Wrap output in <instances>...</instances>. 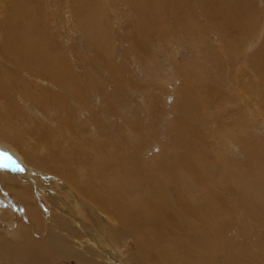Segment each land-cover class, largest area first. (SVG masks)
Returning a JSON list of instances; mask_svg holds the SVG:
<instances>
[{
	"label": "rangeland",
	"instance_id": "374dc122",
	"mask_svg": "<svg viewBox=\"0 0 264 264\" xmlns=\"http://www.w3.org/2000/svg\"><path fill=\"white\" fill-rule=\"evenodd\" d=\"M12 35L37 43L33 56L55 71L15 61ZM4 79L0 264H83L37 260L45 237L66 231L98 264H264V0H0ZM184 91L191 130L175 145ZM171 152L194 156L182 178L154 170ZM192 166L205 172L192 177ZM163 184L189 213L169 206L146 253L110 214L136 207L151 224L144 212Z\"/></svg>",
	"mask_w": 264,
	"mask_h": 264
},
{
	"label": "bare ground",
	"instance_id": "6f19581e",
	"mask_svg": "<svg viewBox=\"0 0 264 264\" xmlns=\"http://www.w3.org/2000/svg\"><path fill=\"white\" fill-rule=\"evenodd\" d=\"M18 1V0H17ZM21 3V2H20ZM19 4V3H18ZM22 13V12H21ZM27 13H24L23 16H24V20H25V23L26 21L28 22H31V19L30 18H27L26 17ZM26 17V18H25ZM29 25V23H27ZM30 27V26H29ZM31 29V27H30ZM8 40V44H13L14 45V48H16V51H19L20 54H17L16 58H15V61L17 62H20V63H23V62H27V61H30L32 62L33 59H36L38 61L37 65L39 66H42V65H45L47 66V68L49 69L48 71L50 73H53L55 71V67L53 64H50V63H47V62H43V60L41 59V56H40V53H37L35 56H33L35 54V52L39 51L38 49H40L37 45V43H35L34 41H32V39L28 38L27 36H24V35H20V36H15V35H12L10 36V38H6ZM31 40V41H30ZM10 47V46H9ZM40 52V51H39ZM12 56V55H11ZM48 57V56H46ZM43 58V57H42ZM49 58V57H48ZM13 59V58H12ZM35 63V61L33 62ZM42 63V64H41ZM44 63V64H43ZM19 65H22V64H19ZM25 65V63H24ZM14 74V73H13ZM33 75V74H32ZM53 76V74H51ZM56 81V79H55ZM4 82H7V83H1L0 81V97H3V98H7V92L10 90V87L12 85V81H7L4 79ZM15 82V81H14ZM16 83V82H15ZM216 82H215V86H216ZM212 85V86H214ZM218 85V84H217ZM13 88V87H12ZM11 88V89H12ZM210 87H208L209 89ZM215 91V90H213ZM219 91V90H218ZM189 92V91H188ZM26 94V93H25ZM182 94V93H181ZM189 93H187L186 91H184V94H183V97H182V102H181V106L179 107L180 108V114L182 113H185L184 110L188 108L189 104L192 103V100H191V97L188 95ZM208 95V94H207ZM213 95V94H212ZM207 97V96H206ZM44 98V95H38L36 96V101H41L43 100ZM208 100V99H207ZM205 100V101H207ZM196 102V101H194ZM195 106V105H194ZM199 106V105H198ZM200 107V106H199ZM15 111V110H14ZM190 111V110H189ZM193 111V110H192ZM196 110L193 111V114H195ZM191 113V112H190ZM179 114V115H180ZM186 115V114H185ZM192 115V114H190ZM193 116V115H192ZM191 116V117H192ZM3 117L2 116V113L0 112V118ZM182 118V119H181ZM186 118V120H184ZM194 119V118H193ZM4 120V119H3ZM177 120V123L175 125V129H176V137H175V145L179 144V140L181 138H183V132L184 131H187V130H191V123L189 122L190 121V116H184L183 114L180 116V117H177L176 118ZM179 123V124H178ZM174 127V126H172ZM174 129V128H173ZM12 132V131H11ZM189 134V132H188ZM6 135V133H5ZM8 135V134H7ZM14 135V134H13ZM191 135V134H190ZM10 136V134H9ZM193 136V135H191ZM0 137L3 139L6 140V137L3 136V132L0 130ZM12 136L9 137L10 140H12ZM8 139V138H7ZM8 139V140H9ZM15 139H19L17 137H15ZM193 141H194V138L192 137ZM1 140V141H2ZM191 140V138H190ZM4 142V141H3ZM13 142V141H12ZM1 144V143H0ZM15 144L17 145V147H22L21 146V143L19 142H15ZM27 144V143H26ZM187 144V143H186ZM185 144V145H186ZM192 146L194 147L193 143H191ZM10 147V146H9ZM34 151V150H33ZM195 151V150H194ZM27 152V151H26ZM34 153V152H33ZM194 153V152H192ZM169 154V153H168ZM172 155L175 160H171V161H168V159H165L164 157L162 158L163 160L165 161H168V162H162V160H160L159 162L157 161L156 165H155V169L154 170H158L160 171V173H162L165 177H170V178H173V179H179V178H182L181 175H182V169H183V164H185L184 162H186L188 159H191L193 158L194 156L192 154H186L185 152H171L169 154V156ZM195 155V153H194ZM197 157V156H196ZM28 159L30 161L33 162V160H36L35 156L33 155H30L28 156ZM193 162V161H192ZM190 163V162H189ZM188 163V164H189ZM199 163H200V160L196 163L197 166L199 167ZM155 164V163H154ZM193 164H195L193 162ZM186 166V165H185ZM197 166H192L190 168H195L193 170H190L189 172L193 174L192 177H195L199 176V174L201 173H204L205 171H201L197 168ZM187 168V166H186ZM174 170V171H173ZM65 170H63L62 172H64ZM31 172V171H30ZM27 175L28 177L31 176V174ZM33 172V170H32ZM174 172H175V175H174ZM64 174V173H63ZM191 174V175H192ZM2 175V174H0ZM93 175V174H92ZM44 176V175H43ZM91 176V175H89ZM202 176V174H201ZM93 177V176H91ZM55 178V177H54ZM90 178V177H88ZM160 178H162L160 176ZM0 179L2 180V178L0 177ZM25 179V178H24ZM56 179V178H55ZM194 179V178H193ZM202 179V178H201ZM210 179V178H209ZM5 180V179H4ZM10 180V179H9ZM190 180V179H189ZM197 180V179H196ZM6 181V180H5ZM40 181V180H39ZM171 181V180H170ZM173 181H176V180H173ZM188 181V180H186ZM193 181V180H192ZM3 182V180L1 181ZM9 182V181H8ZM11 182V181H10ZM165 182V181H163ZM185 182V181H184ZM189 182V181H188ZM195 182V181H194ZM193 182V183H194ZM196 183V182H195ZM198 183V182H197ZM2 184V183H1ZM4 184V183H3ZM2 184V186H3ZM10 184V183H9ZM179 184V183H178ZM7 185V184H6ZM91 185V184H90ZM12 186V185H11ZM19 186V185H18ZM87 186V185H86ZM165 184L162 185V191H154L153 194L156 196V200H154V203L151 205V208H147L144 212V214L146 215L147 218L151 219L152 220V223L151 224H144L142 223L140 220H139V214H136V207H133L129 210H123L121 212V210L117 211L116 215L114 212L111 211L112 214H110L111 216L115 217V218H118L120 222H122L123 224H126V225H129L130 228H131V232L130 234H132L137 240H142V244L146 247V253H148V246H152V243H153V240L154 238L158 235L159 239H160V236H161V231L165 228V222H168L169 218L172 217V214H171V211H169V206L171 207H174V206H178L181 210V212L185 211V214L186 213H189L187 210H185L188 206H190V201H188V199L186 198H182L180 197L179 199H176L178 196H174L175 195V191L173 192V196L171 195V197H175L172 201V199H169L167 198V196H165L167 193H165ZM173 187H175L174 185H172ZM182 186V185H181ZM191 186H194V185H191ZM13 187V186H12ZM20 187V186H19ZM178 187V185H177ZM188 188V186H185ZM6 188V187H5ZM9 188V187H8ZM17 188V187H16ZM169 188V187H168ZM171 188V187H170ZM176 188V187H175ZM180 188V187H179ZM184 188V187H183ZM92 189V188H91ZM8 190V189H7ZM95 190V189H94ZM94 190H91L94 191ZM22 190L19 188V190H17L18 194L21 192ZM171 191V190H169ZM235 191V190H234ZM86 192V191H85ZM88 192V191H87ZM180 192V191H179ZM84 193V191H83ZM93 193V192H92ZM176 193L177 190H176ZM183 193V192H182ZM181 193V194H182ZM87 194V193H86ZM91 195V194H90ZM101 197V196H100ZM109 197L108 195L106 196V198ZM118 202L120 201H114V202H110V204H115L116 205H120ZM172 204V205H171ZM139 205V204H138ZM113 206V205H112ZM192 206V204H191ZM140 207V206H139ZM125 208V207H124ZM191 208V207H190ZM189 208V209H190ZM109 209V208H108ZM121 209V208H120ZM135 209V210H133ZM191 212H194L195 214L197 213L195 209H193L192 207V211ZM193 214V213H191ZM132 219V221H131ZM66 225V224H65ZM56 227V226H55ZM66 227V226H65ZM64 230H67V229H64ZM51 231V230H50ZM69 233V232H68ZM67 231L66 233L64 234H52V233H49L45 239H46V245L45 246H48V249H42V251L40 252V254L38 255L37 257V260L40 261V258L42 259H46L47 256H48V253H49V259L50 258H53V259H59L61 260L62 258L63 259H68V258H73L72 256L74 255V257L77 259L78 262H84L83 264H98V263H102V262H105L103 256L99 255L96 253L94 254L93 250L90 249V246H88L87 243H83L81 240H78L79 242H81V246L82 248H77L74 244V240H76L75 238V235L76 233L74 232H71L69 235H68ZM93 233L94 231L92 232V240H96V237L93 236ZM85 234V233H84ZM104 236V235H103ZM75 237V238H73ZM99 239L101 240V242L104 243V240L102 238V236L98 235ZM106 237V236H105ZM78 238V236H77ZM82 238V237H81ZM106 241V240H105ZM92 243V242H91ZM98 244V243H97ZM96 245V244H95ZM105 245L103 244V248L106 249V251H108V248L104 247ZM97 248V247H96ZM144 248V247H143ZM27 249V248H26ZM27 250H30L29 248ZM99 250V249H98ZM102 251V250H101ZM38 253V252H37ZM52 254V255H51ZM150 257H157L155 254H149ZM35 257V256H34ZM73 258V260L75 259ZM161 261L163 264H178V262L175 260V258L173 257H168V256H161ZM75 259V261H76ZM182 259V258H181ZM34 260V259H33ZM152 260V259H151ZM156 260V259H155ZM178 260V259H177ZM65 261V260H64ZM49 262V261H48ZM47 262V264H48ZM159 263V262H158ZM63 264H68L67 262H64ZM155 264V263H154ZM160 264V263H159ZM182 264V263H181Z\"/></svg>",
	"mask_w": 264,
	"mask_h": 264
}]
</instances>
